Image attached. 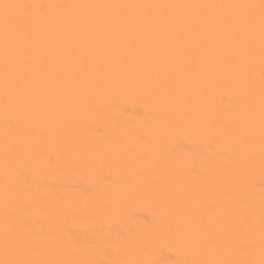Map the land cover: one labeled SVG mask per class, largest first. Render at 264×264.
I'll list each match as a JSON object with an SVG mask.
<instances>
[{
	"label": "bare ground",
	"instance_id": "6f19581e",
	"mask_svg": "<svg viewBox=\"0 0 264 264\" xmlns=\"http://www.w3.org/2000/svg\"><path fill=\"white\" fill-rule=\"evenodd\" d=\"M0 264H264V0H0Z\"/></svg>",
	"mask_w": 264,
	"mask_h": 264
}]
</instances>
